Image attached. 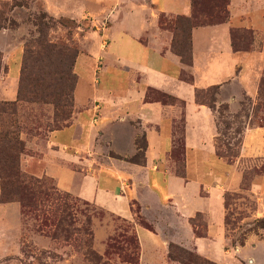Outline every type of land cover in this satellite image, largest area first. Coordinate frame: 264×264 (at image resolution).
Segmentation results:
<instances>
[{
	"label": "crops",
	"instance_id": "0c3cea01",
	"mask_svg": "<svg viewBox=\"0 0 264 264\" xmlns=\"http://www.w3.org/2000/svg\"><path fill=\"white\" fill-rule=\"evenodd\" d=\"M42 1L54 16L82 20L110 12L111 17L104 36L77 59L71 124L50 132L45 148L32 145L44 153L37 175L55 180L60 191L132 222L139 264H171V245L225 264V196L242 191L252 162H264V126L246 128L239 158L230 164L217 155L219 109L227 106L229 113L235 112L241 96L257 102L264 77V0H229L226 22L194 28L191 66L172 51L173 33L161 28L160 17H190L192 0ZM235 30L252 33L253 49H234ZM183 73L193 81L184 80ZM214 87L218 93L213 109L197 100V92ZM151 90L180 104L149 99ZM183 118L179 175L174 152ZM254 180L256 194L262 187ZM10 211L15 222L8 221ZM199 215L206 223L202 237L193 225ZM22 217L18 202H0V243L7 253L10 246L4 239L11 232L21 233ZM114 228L108 222L95 226L98 251ZM254 237L247 243H258Z\"/></svg>",
	"mask_w": 264,
	"mask_h": 264
},
{
	"label": "rangeland",
	"instance_id": "374dc122",
	"mask_svg": "<svg viewBox=\"0 0 264 264\" xmlns=\"http://www.w3.org/2000/svg\"><path fill=\"white\" fill-rule=\"evenodd\" d=\"M224 11L226 17V5ZM110 17L109 12L77 20L67 15L50 14L42 0H0V103H14L17 108L16 115H0V131L3 126H18L20 138L26 147L20 160L21 171L28 177L42 178L49 187L57 188L56 182L47 176L37 175L42 169L39 160L44 153L43 150H33L32 145L37 142L42 149L45 148L52 129L71 124L75 112L77 59L83 54L88 55L96 40L104 36ZM165 19L171 21L167 17ZM245 32L235 30L234 39L238 46L245 48L250 45L251 50L253 35H246ZM209 90L201 92L200 96L206 103L213 97V92ZM152 97L157 98L158 95L154 94ZM55 103L58 104V111ZM223 111L224 106H221V141L228 145L231 153L238 154L246 128L264 126V77L260 83L257 102L241 96L235 112ZM178 137L179 135L177 142ZM177 144L174 156L177 161H182ZM223 151L226 153L227 149L224 147ZM27 160L29 161L26 162ZM253 163L255 165L247 172V190L227 194L229 210L226 216L229 225L226 226L225 264H254V258L258 261L257 264H264V227L256 221L264 219V178H260L264 176V162L251 164ZM251 180L259 182L262 190L255 194ZM70 195L72 199L69 201L78 209V218L92 217L93 233L95 226L104 227L106 222L115 227L113 234L105 242V247L100 245L101 235H97L98 247L101 246L102 251H98L95 241L93 242L91 250L97 260L87 249L83 236L75 237L69 242L63 236L54 239L50 229L39 230L42 225L40 221L23 215L21 233L11 232L9 238L4 239L9 242L10 252L7 253L0 243V264H135V261L139 264V249L136 250L129 243L131 238L137 237L134 224L109 215L90 203L88 206L85 201ZM137 208L135 206L134 210ZM47 213L51 214V211ZM15 219L10 211L8 221L15 222ZM195 223L200 225L201 233L205 234L204 217L197 216ZM249 237H254L258 243H247ZM180 248L198 254L193 249ZM172 253L179 259L186 257L177 249H173ZM201 257L211 264H220ZM169 262L180 264L171 259Z\"/></svg>",
	"mask_w": 264,
	"mask_h": 264
},
{
	"label": "trees",
	"instance_id": "16d2710c",
	"mask_svg": "<svg viewBox=\"0 0 264 264\" xmlns=\"http://www.w3.org/2000/svg\"><path fill=\"white\" fill-rule=\"evenodd\" d=\"M227 7V16L225 17L224 6ZM228 5L229 0H192V15L190 17L177 16L171 21H167L164 15L160 17V26L163 29L169 30L173 33L172 51L178 55L183 64L191 66L192 64V31L194 28L221 24L228 19ZM246 35L251 36L250 31L245 32ZM233 47L236 51H249L250 45L242 48L238 46L234 39V31L232 32ZM246 40V38L244 37ZM253 41V40H252ZM251 41V42H252ZM183 79L192 82L193 78L187 73H183ZM209 91L213 92V97L209 103L201 100V92H197V100L201 103L208 104L211 108H215V96L218 93V87L211 88ZM157 94V98H153L152 95ZM147 97L149 99H156L163 104H176L180 102L175 98L168 95L149 91ZM169 102V103H168ZM55 109L58 111V104H54ZM227 110V106H224V111ZM223 111V112H224ZM17 108L16 104L11 103H0V115H16ZM221 114V113H220ZM222 115V114H221ZM183 123L184 118L181 121V127L177 130L179 151L181 156L184 154V140H183ZM67 126L52 129L61 130ZM19 128L16 124L12 126H3L0 131V202L2 204L18 202L22 208V214L24 216H31L35 220L40 221L39 230L42 231L44 228L50 229L49 232L54 239L64 237L66 242L72 241L75 237L83 236L85 238V245L90 251L92 257L97 260V256L91 250L94 242V233L92 231V217L85 216L84 219L78 218V209L75 205L69 201L72 199L69 193H62L55 187L47 186L46 182L42 178L28 177L22 171L20 167V160L22 155L25 154L26 147L24 142L21 140L19 135ZM222 132L220 131V120H219V136L217 138V155L219 158L224 159L230 164H233L239 158L238 154L230 152L227 144L221 141ZM177 144V145H178ZM227 149L225 153L223 148ZM177 148V147H176ZM176 154V149L175 152ZM183 159V158H182ZM183 161V160H182ZM178 160L180 165L178 166V174L183 175V162ZM248 172V171H247ZM247 172L244 175L242 191L247 190L245 183L248 180ZM259 175V174H258ZM253 182V180H251ZM78 200V199H74ZM89 206V203L85 202ZM94 207V206H93ZM225 207L229 210V204L227 201V194L225 196ZM96 208V207H95ZM51 211V214L47 213ZM49 214V215H48ZM77 214V215H76ZM228 216H226V226L229 225ZM258 224L264 227V219H257ZM143 225L151 229L149 225L141 221ZM195 234L198 237L205 236L201 233L200 225L195 223ZM206 228V227H205ZM130 244L139 249L137 237L129 240ZM173 249L180 250L185 254V258H180L173 255ZM169 258L173 261H177L180 264H211L204 260L200 255L194 254L181 249L178 246L171 245L169 249ZM130 262V261H129ZM133 263V262H130ZM134 264V263H133ZM135 264H138L135 261Z\"/></svg>",
	"mask_w": 264,
	"mask_h": 264
}]
</instances>
